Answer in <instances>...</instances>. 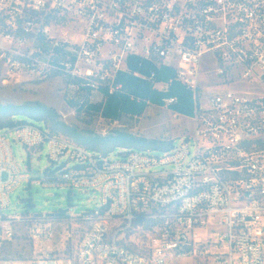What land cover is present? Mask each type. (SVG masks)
<instances>
[{"label": "built area", "instance_id": "2783aa9c", "mask_svg": "<svg viewBox=\"0 0 264 264\" xmlns=\"http://www.w3.org/2000/svg\"><path fill=\"white\" fill-rule=\"evenodd\" d=\"M132 56L171 67L169 82L191 91L192 130L168 150L122 148L111 160L43 124L0 129V208L31 181L99 190L102 202L78 216L62 214L69 224L0 214V250L25 226L31 251L44 253L0 257V264H177L206 259L212 235L225 248L220 254L232 255L217 263L264 264V0H0L7 77L61 74L74 97L99 102L122 91L118 75L130 72ZM203 65H213L219 84H200ZM130 73L158 91L168 87L154 70ZM233 80H256L263 91L226 86ZM8 134L28 148L46 144L50 170L40 181L20 169ZM76 228L74 253L66 256Z\"/></svg>", "mask_w": 264, "mask_h": 264}, {"label": "rangeland", "instance_id": "374dc122", "mask_svg": "<svg viewBox=\"0 0 264 264\" xmlns=\"http://www.w3.org/2000/svg\"><path fill=\"white\" fill-rule=\"evenodd\" d=\"M212 68L213 65L202 66L200 76V84L202 86L221 82L218 77L214 76ZM167 80L168 78H165V80H156V82L165 83ZM225 83L226 86L233 89L263 91L261 83L256 80H233L225 81ZM66 87V78L61 74H49L41 78L35 71H27L7 77L5 67L0 64V103L37 102L43 106L54 108L60 114L61 120L67 124L102 135L111 134L112 132H128L153 139L169 140L173 138L174 143H176L179 135L192 130V123L188 115L180 113L184 118H175L167 108L156 103L154 105L157 106L149 104L148 109L139 116H122L118 121L105 120L97 115H87L85 109L80 108L81 96L74 97L73 93L66 91ZM181 100L184 103L189 102L193 105L192 94L188 98H181ZM74 110H78V113ZM169 110L174 111L171 108ZM24 119L28 122L42 125L41 122L27 117ZM7 139L20 169L28 172L32 180L40 181L45 169L49 166L46 144H43L42 147L28 148L19 141L14 140L10 134L7 135ZM121 152V147H114L109 152L108 158L111 160L118 159ZM101 205L99 190L43 185L31 181L30 183H23L10 193L9 206L3 209L0 208V214L27 212L30 215H45L62 210L66 214L78 216L97 209ZM53 216H56L63 224L67 222L69 224L67 217H62V214ZM27 230L25 226L16 227V239L11 243L12 247L23 254L22 258H31L34 255L42 256L44 254L42 251H37L36 253L31 251L26 236ZM79 231L80 228H76L73 241L68 242L67 250L63 253L66 256L73 255L74 245L80 235ZM60 233L63 232L58 227L55 233L54 248L58 246ZM215 239L217 237L212 235L206 244L209 250L208 255H205L206 259H184L177 264H222L217 262L230 259L232 256L230 252L223 255L220 254V251L225 250V248L220 242H215ZM43 251H45L44 248ZM55 254L59 255L62 252L55 251ZM0 257L16 258V256L6 254L2 250H0Z\"/></svg>", "mask_w": 264, "mask_h": 264}, {"label": "trees", "instance_id": "16d2710c", "mask_svg": "<svg viewBox=\"0 0 264 264\" xmlns=\"http://www.w3.org/2000/svg\"><path fill=\"white\" fill-rule=\"evenodd\" d=\"M140 67L141 65L138 64V66H136V69H139ZM136 69L133 68L132 65L128 64V70L130 72H133ZM151 70L156 71V80H163V76L159 75L160 72H162L161 67L156 66V70ZM130 72H122L118 75V81L122 83L123 87L122 93H120V95L122 96L121 111L114 113L105 111L104 115L106 118L109 117L111 119H118V117L122 113H128L130 115H140L144 110L146 102L163 105L162 99L168 96H175L177 98V103L171 105L169 109L171 108L174 110V112L177 113L188 116L190 115L192 104L189 102L184 103L181 98H188L191 93L179 82L171 80L168 83L166 91L160 92L154 90L149 83L133 77ZM118 96V93H116L115 95H108V99L113 97L110 99L109 103H113V106H115L114 102L116 101V98ZM133 100H135L137 103H133ZM80 105V108H83V106L86 105V101L84 100L82 103H80ZM86 106H88V104ZM128 106H133V111H128ZM89 109L90 107L88 108V110ZM88 110L86 111V114H89ZM74 111L77 112L78 110ZM25 117L41 122V124H43L50 133L63 135L68 139L74 141L78 145L92 151L99 152L104 156L108 155L114 147L138 150H168L172 147L173 144V138L169 140L153 139L128 132H112L111 134L102 135L94 133L93 131L81 130L61 120L60 114L54 108L43 106L37 102H26L18 104L0 103V129L8 128L22 123L26 121L24 119ZM49 170L50 169L48 166L45 169L44 173L47 174ZM62 214L64 216L68 215L64 212H62ZM138 220L141 223L149 222L148 220H144L141 218ZM2 251H4L6 254H12L16 256V258H22L23 255L22 253L18 252V250H15L11 244L4 246Z\"/></svg>", "mask_w": 264, "mask_h": 264}, {"label": "crops", "instance_id": "0c3cea01", "mask_svg": "<svg viewBox=\"0 0 264 264\" xmlns=\"http://www.w3.org/2000/svg\"><path fill=\"white\" fill-rule=\"evenodd\" d=\"M128 64L132 65V67L135 68V69H136V66H138V64L141 65V67H140L141 69L139 68V69H136L135 71H137V72H139L141 74H144V75L148 74L151 69H155L156 70V66H154L152 63H150L148 61L140 60L139 58H136V57H133V56L129 57ZM161 69H162V72H160L159 75L163 76V80H165V78H168V81L165 82V83H169V79L171 78L169 76H172L173 69L171 67H168V66H162ZM133 77H135V76H133ZM135 78H138V79H140L142 81H145V82L149 83L148 81H146V80H144L142 78H139V77H135ZM160 81H162V80H160ZM149 84L151 85V83H149ZM152 88H153V86H152ZM65 89H66L67 92L68 91L71 92V90L69 88L66 87ZM154 90H156V89H154ZM156 91H158V90H156ZM164 91H166V89L162 90L160 92H164ZM120 93H122V91L118 93L119 96L116 98V101L114 102L115 106H113V103H109L110 99L115 97V96L111 97L110 99H108V96H107L102 101L91 102V101L88 100L87 95H82L81 96V100H83V101L85 100L86 101V105L88 104V106L84 105L83 108L85 109V111H87L88 108L90 107V109L88 110L89 114H87V115H91V116L92 115H97V116L101 117L102 119L110 120V121H112V120L118 121V120L121 119L122 116H139V115H130L128 113L127 114L126 113H122V114H120L118 119H111L109 117H107V118L105 117V115H104L105 111H107L109 113H114V112L121 111L122 96L120 95ZM190 93H191V91H190ZM93 97L96 100V99L99 98V95L95 94ZM132 102L133 103H137L135 100H133ZM149 104L154 105V104H152L150 102H146L144 110H143V112L141 114H143L148 109V105ZM154 106H157V105H154ZM162 107H164V106L162 105ZM127 109H128V111H133L134 108H133V106L132 107L128 106ZM167 110L175 118H178V119L184 118L180 113H177V112H174V111H170L169 107H167ZM81 113L85 114L84 112H81ZM192 114H193V105L191 106V113L189 115V119L192 116Z\"/></svg>", "mask_w": 264, "mask_h": 264}, {"label": "water", "instance_id": "95a60500", "mask_svg": "<svg viewBox=\"0 0 264 264\" xmlns=\"http://www.w3.org/2000/svg\"><path fill=\"white\" fill-rule=\"evenodd\" d=\"M56 214H62V210H59L58 212L56 213H49V214H45L46 216H53V215H56Z\"/></svg>", "mask_w": 264, "mask_h": 264}]
</instances>
